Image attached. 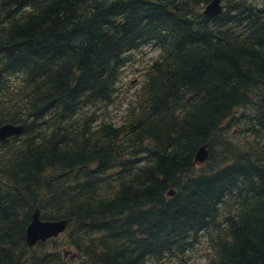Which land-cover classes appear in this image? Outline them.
Returning a JSON list of instances; mask_svg holds the SVG:
<instances>
[{
  "label": "trees",
  "instance_id": "obj_1",
  "mask_svg": "<svg viewBox=\"0 0 264 264\" xmlns=\"http://www.w3.org/2000/svg\"><path fill=\"white\" fill-rule=\"evenodd\" d=\"M209 1L0 0V264L182 263L201 235L203 264H264V0ZM36 207L66 225L29 247Z\"/></svg>",
  "mask_w": 264,
  "mask_h": 264
},
{
  "label": "rangeland",
  "instance_id": "obj_2",
  "mask_svg": "<svg viewBox=\"0 0 264 264\" xmlns=\"http://www.w3.org/2000/svg\"><path fill=\"white\" fill-rule=\"evenodd\" d=\"M203 6L204 4L201 6V9L203 8ZM143 51L144 52H133V59L130 60L123 68L115 104H112V106L109 107V115L112 116V118L116 120V122H118L124 115L127 105V98L130 97L131 92L139 84L138 79L140 77V72L145 65L146 58L150 57L156 52L155 49L151 50L148 47H144ZM235 128V125H230L228 128H226V131L224 132V138L227 140L233 138L235 139L234 141H239L242 137H244V134H235ZM247 139L249 138L247 137ZM205 244L206 243L203 242V235H201L199 242L181 257L182 261L180 262L182 263H179V261L172 259L168 261H161L163 262L161 264H186L184 262H187L188 264H203L205 262V256L207 253Z\"/></svg>",
  "mask_w": 264,
  "mask_h": 264
},
{
  "label": "water",
  "instance_id": "obj_3",
  "mask_svg": "<svg viewBox=\"0 0 264 264\" xmlns=\"http://www.w3.org/2000/svg\"><path fill=\"white\" fill-rule=\"evenodd\" d=\"M221 8L219 0H210L205 4L202 12L205 15L211 16L217 13ZM22 125L3 123L0 125V140H4L21 132ZM207 158V151L205 145L199 146L193 156L194 164H202ZM173 190L169 189L167 195H172ZM66 220L54 219L43 220L39 218L38 208H34L30 215V220L24 229V240L27 246H32L37 241H45L50 237H56L64 229Z\"/></svg>",
  "mask_w": 264,
  "mask_h": 264
}]
</instances>
